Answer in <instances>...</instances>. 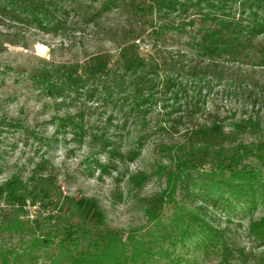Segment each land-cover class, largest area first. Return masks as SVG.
Here are the masks:
<instances>
[{
  "label": "rangeland",
  "instance_id": "1",
  "mask_svg": "<svg viewBox=\"0 0 264 264\" xmlns=\"http://www.w3.org/2000/svg\"><path fill=\"white\" fill-rule=\"evenodd\" d=\"M104 1L85 0L92 5L86 18L68 7L67 13L58 9L47 17L28 12L18 22L1 19L0 184L13 177L24 181L32 176L45 178L39 185L47 197L41 195L35 206L31 201L26 203L24 220L44 221L49 215H59L65 226L91 230L100 225L107 230L123 231L125 238L145 236L155 227L157 220L148 217L147 209L159 216L163 226H168L179 208L203 207L202 216L213 229L224 231L230 242L244 248L246 253L253 249L261 254L264 248H259L250 235L249 225L251 220L264 217V193L253 206L235 200L227 190L209 196L207 190L201 189V183L193 190L189 188L191 194L183 190L180 178L184 163L192 158L184 137L186 128L194 124L200 130L216 121L215 129L223 127L229 132L245 112L258 111L257 107L252 109L247 96L262 93L264 66L256 65L253 59L233 61L225 56L219 62L224 75L222 79H211L210 86L209 78L199 82L184 73L177 76L188 87L176 100L172 94L164 93L161 86L168 75L172 76L163 62L173 63L179 56L185 66L203 62L192 46L193 37L200 36L203 27L201 18L192 17L195 25L179 32L165 28L172 24L167 17H154L148 24L138 22L131 10V0H121L120 8L96 16ZM241 12L235 4L233 15L241 18ZM132 27L137 32L139 60L154 67L160 76L158 100L155 106H148L151 110L147 115L134 113L125 117L112 104L98 97L86 98L83 93L74 97L69 92L66 98L55 101L34 85L31 76L62 65L73 66L78 76L86 79L89 74L85 69L98 55L108 61V71L122 69L125 65L122 48L133 43L125 32ZM256 42L260 58L264 34ZM197 100L202 111L190 121L174 123L183 116L186 105L192 103L194 107ZM69 117L75 123L60 126L59 120ZM81 120L87 132L84 138L78 134ZM239 133V143L247 150L256 145L254 135L242 128ZM102 137L108 146L101 144ZM113 149L119 150L123 157L112 154ZM235 149V145H227L224 154L233 155ZM133 151L138 155H132ZM208 152L200 150L199 157L192 161L200 173L216 169L215 157L207 156ZM99 165L107 166V172ZM141 173H147L149 179L142 187H136L129 177ZM169 196L173 202H169ZM4 204L0 200V207ZM88 243L86 240L83 246ZM192 248L193 245L178 244L174 252L187 258L192 255ZM247 260L250 262L251 258ZM217 262L214 259L208 264Z\"/></svg>",
  "mask_w": 264,
  "mask_h": 264
},
{
  "label": "trees",
  "instance_id": "2",
  "mask_svg": "<svg viewBox=\"0 0 264 264\" xmlns=\"http://www.w3.org/2000/svg\"><path fill=\"white\" fill-rule=\"evenodd\" d=\"M235 4L242 10L241 18L238 19L233 15ZM91 6L85 0H0V23L2 18L21 21L20 17L28 12H39L45 17L58 9L67 13L68 7L70 11L80 12L86 18ZM120 6L121 0H105L96 16ZM130 6L138 22L148 24L149 19L154 17H167L172 24H167L165 28L179 32L195 25L192 17L201 18L203 27L199 30L200 36L193 37L192 46L203 62L185 66L181 56L173 63L163 62L166 71L172 76L168 75L161 86L164 93L172 94L176 100L188 87L177 76L184 73L199 82L209 78L210 86L213 79H222L224 71L219 62L225 56L233 61L253 59L256 65L264 66V51L257 58L256 42L264 34V15H261L264 14V0H131ZM246 13L248 17L244 18ZM177 20L181 22L176 24ZM135 34L137 32L133 27L125 32V37L133 43L122 48L121 55L125 62L122 69L108 71V61L98 55L91 59L90 66L85 69L89 74L86 79L79 77L73 66L62 65L31 76L34 85L55 101L66 98L69 92L74 97L83 93L86 98L98 97L112 104L125 117L134 113L137 116L140 113L147 115L150 107L157 103L161 82L155 68L139 60ZM261 92L259 95L250 93L247 96L252 109L257 107L258 111L250 114L245 112L239 124H232L229 132H225L223 127L215 129L218 125L216 121L200 130L194 124L192 128H186L184 137L192 158L181 169L183 190L192 194L189 188L201 183V189L207 190L209 196L227 190L235 200L256 205L257 198L264 193V116H261L264 111V87ZM194 104V107L192 103L187 104L183 116L174 123H180L183 119L190 121L202 111L198 100ZM82 117L83 114L80 119ZM71 119L59 120L60 126L63 127V123H75ZM77 128L78 134L84 138L87 132L82 120ZM239 128L256 137L253 148L247 150L244 144L239 143ZM101 144L108 146L106 138H101ZM227 145L236 146L233 155L224 154ZM200 150L209 151L207 156L215 157V170L208 173L197 171L192 161L194 157H199ZM111 153L123 157L117 149ZM131 154L138 155V152L133 151ZM251 158L257 161H250ZM99 167L105 173L108 170L107 166ZM44 179L32 176L29 181H24L20 177H13L0 184V200L5 203V206L0 207V264H208L214 259L218 261L217 264H264V250L261 254L253 249L246 253L244 248L237 247L224 231L210 226L206 217L202 216L203 207L198 210L185 206L179 208L168 226H163L159 216L147 209L148 217L157 220L156 229L154 227L145 236L128 238L124 237L121 230H107L100 225L91 230L65 226L59 215H49L44 221L39 218L22 219L26 215V203L31 201L35 206L41 195H47L39 185ZM148 179L147 173L129 177L136 187H142ZM187 196L190 195L187 193ZM169 199V202L174 201L171 196ZM249 232L259 248H264V217L251 220ZM86 240L89 243L84 247ZM178 244L183 247L193 245L192 255L181 258L180 254L174 252ZM247 258H251L250 262Z\"/></svg>",
  "mask_w": 264,
  "mask_h": 264
}]
</instances>
